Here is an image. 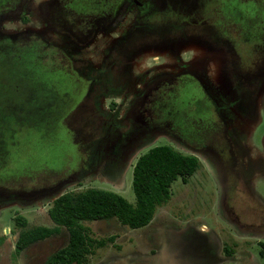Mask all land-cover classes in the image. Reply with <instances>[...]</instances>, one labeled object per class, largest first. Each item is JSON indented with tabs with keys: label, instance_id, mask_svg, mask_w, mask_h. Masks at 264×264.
<instances>
[{
	"label": "flooded vegetation",
	"instance_id": "1",
	"mask_svg": "<svg viewBox=\"0 0 264 264\" xmlns=\"http://www.w3.org/2000/svg\"><path fill=\"white\" fill-rule=\"evenodd\" d=\"M33 2L27 0L19 8V20L26 12L25 25L32 20ZM6 9L0 10V20ZM41 10L45 36L28 32L20 40L5 36L0 42L41 43L48 64L58 68L62 78L69 63L85 83L80 101L90 102L112 128L111 133L131 138L125 164L158 137H165L169 142L158 146L175 144L219 172L221 207L228 187L239 197L241 208L247 206L242 193L249 188L248 175L261 169L264 176V151H258L251 139L260 119L257 113L264 111V0H48ZM93 43L96 62L93 57L84 58L82 51ZM184 89H194L200 97L188 101L189 120H183L181 126L175 124L174 93ZM108 99L119 101L118 111L109 106L105 109ZM10 118L17 122L16 117ZM7 119L0 116V168L8 159L4 134H12L14 141L17 129V123L5 124ZM186 123L193 124L196 131L188 130ZM130 125H139V132L124 129ZM75 134L81 140L82 133ZM101 157L97 153V164L102 163ZM85 163L83 160L82 165ZM46 178H0V208L49 203L64 187L65 178L58 179L59 188ZM251 194L253 200L248 203L255 204L253 223L241 222L236 209H227V200L225 210L233 232L241 229L248 231L243 235H255L260 256L264 203L260 193ZM256 216L261 223H256ZM176 243L182 245L164 248L170 259L161 264H182L180 255L189 257V264H236L244 245L240 249L235 241H221L213 230L200 233L192 226L184 228Z\"/></svg>",
	"mask_w": 264,
	"mask_h": 264
},
{
	"label": "rangeland",
	"instance_id": "2",
	"mask_svg": "<svg viewBox=\"0 0 264 264\" xmlns=\"http://www.w3.org/2000/svg\"><path fill=\"white\" fill-rule=\"evenodd\" d=\"M47 1L34 0L30 14L32 20L28 19L27 25L24 24V22H27L25 11L22 12L19 20L21 14L19 8L27 0L15 1V7L3 13L4 16L0 20V38L9 36V38L20 40L28 32H36L35 34L41 37L45 36L47 32L44 27L45 22L41 5ZM93 46L94 43L89 48L82 50L85 54L83 57H93L96 62L97 59L92 54L95 50ZM21 68L25 71L23 67ZM8 70L6 69V71ZM20 71V69H11V75L3 76L0 83V116H16L24 121V124L20 127L17 122L12 123L8 119L6 120L5 124L9 126L17 123L15 124L17 129L14 136L16 143L13 141L12 134H4V141L6 144L8 143V159L0 168V178L33 180L34 177L39 175L44 178L50 177V185L52 186L59 188V183L56 184L59 178H65V184L53 196L54 198H51L52 200L49 203L38 201L28 207L7 204L0 208V264H42L50 254L67 244L68 234L66 230L61 229L59 235L37 242L25 249L18 257H14V243L18 234V229L12 222L15 216L23 217L28 227H52L53 224L47 214L52 201L64 193L79 192L88 188L111 191L122 196L133 205L135 199L131 189V172L137 158L150 148L166 145L169 141L165 137H158L154 143L146 147L143 152L141 151L127 165L124 163V159L131 138L123 133L119 135L111 133L112 128L107 127L104 118L95 112L90 102L85 104L83 100L80 101V97L75 99L71 108L66 111L63 90H60V101H54L57 108L45 115L57 122L58 128L50 133L43 129H29L31 126L26 125V113L22 110V108L25 109L27 102L24 95L25 93L40 95L43 94V90L37 89L35 92L30 89L11 90L9 80L16 81L25 78V76L17 73ZM229 76H232L231 72ZM231 86L228 84L227 88H231ZM174 94L176 96L175 110H177L175 124L178 123L182 126L183 120H189L187 117L188 101L198 99L200 95L194 89H184ZM113 99H108L105 102V109L106 106H109L110 110L118 111L119 101L115 103ZM39 102H42L41 99H39ZM45 111V107L39 108L28 115L27 118L31 119L30 123L37 121L42 116L45 118L43 115ZM124 111L119 114L123 115ZM258 116H260V119L251 139L257 150L263 152L264 111L261 110L260 115L257 113V118ZM185 125L189 127L188 130L196 131L192 127L193 124L186 123ZM138 126L130 125L129 128L126 129L125 127L124 129L135 134L139 132V128H136ZM8 130L11 131V129ZM75 131H78V134L82 133V142L80 137L76 136ZM169 146L180 154L190 156L175 144L169 143ZM97 153L102 154L100 159L102 163L100 164H97L99 162L96 158ZM83 160H86V163L82 165ZM197 161L199 162L198 159ZM199 164V169L186 182L177 179L171 185L170 200L155 211L150 223L142 229L130 230L114 219L82 222L81 224L88 229V235L93 240H106L109 237H114L112 244L107 243L103 248L93 249L92 254L87 257L88 264H149V261L152 260L151 257L156 258L158 261L167 262L163 259L164 248L175 249L179 244L182 245L176 243V240L180 237L184 228L191 226L207 227V230H213L221 241L228 242L232 240L239 243L240 249L241 244L244 243L243 253H237L236 255L238 257V261H235L236 264H264V255L260 254V257L259 252H257L255 235H243L242 232L248 231H241V229L238 232H233L229 226L230 219L225 210V201L227 200V209H234V212L236 209V214L241 222L244 224L253 223L252 220L255 219V216L252 217V215L255 204L248 203L249 199L253 200L251 192L260 193V198L264 203V176L261 174V162L258 164L260 171H254L248 175L249 188H243L245 191L242 193L245 196L247 206L243 208H241V203V205L238 204L239 197L235 198L229 187L222 194L221 207L219 200L222 186H220L221 177L219 172L203 162H199ZM80 169L82 171H79ZM39 180L41 181L42 178ZM240 199L242 201V198ZM260 214H262L261 211ZM256 220V223H261L259 217ZM260 236L262 238L258 240L264 242V234ZM247 243L249 248L245 246ZM160 248H163V253H161ZM165 255L169 256L170 259V255ZM188 259L189 257L180 255L178 261L182 264H189ZM192 262V264H199L198 261Z\"/></svg>",
	"mask_w": 264,
	"mask_h": 264
},
{
	"label": "trees",
	"instance_id": "3",
	"mask_svg": "<svg viewBox=\"0 0 264 264\" xmlns=\"http://www.w3.org/2000/svg\"><path fill=\"white\" fill-rule=\"evenodd\" d=\"M15 1L0 0V10L14 8ZM6 4L10 6L7 7ZM0 43V83L3 76L11 75V69H20L17 73L25 78L9 80L11 90H43L40 95H24L27 102L22 110L26 113V125L31 126L29 129H43L48 133L54 131L58 128V123L45 115L57 108L54 101H60V90L64 92V107L68 111L83 92L84 81L74 74L69 63L62 78L58 68L54 69L48 64L44 54L46 49L41 43ZM42 107L46 108L43 114L45 118L42 116L30 123L31 119L27 116ZM7 117L11 122L10 117L16 116ZM16 120L22 127L24 121L18 117ZM199 167V162L191 155L180 154L169 146H155L140 155L132 168L133 205L116 193L96 188L64 193L52 201L47 211L52 227H28L23 217L15 216L12 219L18 229L13 255L18 257L31 245L57 236L61 229H65L68 234L67 244L50 254L42 264H88L87 257L92 254L93 249L103 248L107 243L112 244L114 237L93 240L82 222L114 219L130 230L142 229L150 223L155 211L170 200L171 185L177 179L186 182ZM261 255H264V247Z\"/></svg>",
	"mask_w": 264,
	"mask_h": 264
},
{
	"label": "crops",
	"instance_id": "4",
	"mask_svg": "<svg viewBox=\"0 0 264 264\" xmlns=\"http://www.w3.org/2000/svg\"><path fill=\"white\" fill-rule=\"evenodd\" d=\"M195 227H197L196 229H197V231L200 232V233H205V232L207 231V229H208L207 227H204V226H203V227L195 226ZM160 250H161V253H162L163 248H160ZM166 258H168V259H166ZM151 259H152V260H150V261H152L153 264H161L160 261H158L156 258H152V257H151ZM163 259H164L165 261H167V260H169V256H164V255H163Z\"/></svg>",
	"mask_w": 264,
	"mask_h": 264
}]
</instances>
